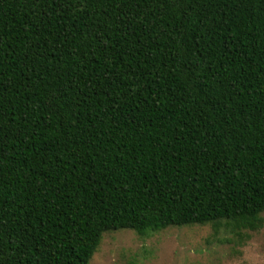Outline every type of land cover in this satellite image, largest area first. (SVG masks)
<instances>
[{"label":"trees","instance_id":"obj_1","mask_svg":"<svg viewBox=\"0 0 264 264\" xmlns=\"http://www.w3.org/2000/svg\"><path fill=\"white\" fill-rule=\"evenodd\" d=\"M264 213V0H0V264Z\"/></svg>","mask_w":264,"mask_h":264},{"label":"rangeland","instance_id":"obj_2","mask_svg":"<svg viewBox=\"0 0 264 264\" xmlns=\"http://www.w3.org/2000/svg\"><path fill=\"white\" fill-rule=\"evenodd\" d=\"M263 222L256 230L221 221L168 226L140 235L132 229L106 231L89 264H264Z\"/></svg>","mask_w":264,"mask_h":264}]
</instances>
